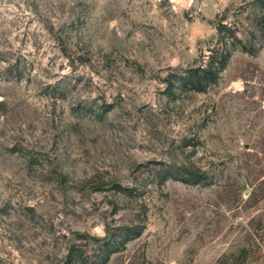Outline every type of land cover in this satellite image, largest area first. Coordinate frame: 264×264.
<instances>
[{
  "label": "rangeland",
  "instance_id": "rangeland-1",
  "mask_svg": "<svg viewBox=\"0 0 264 264\" xmlns=\"http://www.w3.org/2000/svg\"><path fill=\"white\" fill-rule=\"evenodd\" d=\"M0 264H264V0H0Z\"/></svg>",
  "mask_w": 264,
  "mask_h": 264
},
{
  "label": "water",
  "instance_id": "water-1",
  "mask_svg": "<svg viewBox=\"0 0 264 264\" xmlns=\"http://www.w3.org/2000/svg\"><path fill=\"white\" fill-rule=\"evenodd\" d=\"M196 5H198V0H196Z\"/></svg>",
  "mask_w": 264,
  "mask_h": 264
}]
</instances>
